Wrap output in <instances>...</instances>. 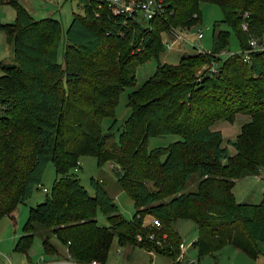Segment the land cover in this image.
Instances as JSON below:
<instances>
[{
	"label": "trees",
	"instance_id": "16d2710c",
	"mask_svg": "<svg viewBox=\"0 0 264 264\" xmlns=\"http://www.w3.org/2000/svg\"><path fill=\"white\" fill-rule=\"evenodd\" d=\"M200 1L222 12L213 24L212 49L182 53L173 64L157 62L134 87L137 66L163 51L162 35L199 22ZM78 2L82 13L73 12L63 27L51 16L33 18L18 0H0L15 11L12 22H0L13 56L0 64V219L26 202L48 162L56 175L43 201L29 208L14 249L26 254L35 230L45 227L82 262L104 263L114 236L119 245L172 258L181 242L174 222L188 218L198 232L192 244L199 255L231 244L255 258L264 240V193L259 202H238L232 188L264 166V48L246 60L219 53L230 31L242 50L250 38L264 39V0H162V11L148 20L136 11L113 14L105 0ZM220 23L228 28L217 29ZM125 88H132L130 111L118 124L114 107ZM238 114L245 117L238 133L224 139L213 125ZM105 117L112 120L102 130ZM168 133L178 138L148 148L150 136ZM81 155L94 156L99 167L111 164L133 201L130 218L98 179L90 178L87 191L76 174ZM192 179L195 186L187 189ZM98 211L107 225L98 223ZM49 236L41 240L47 252L56 250Z\"/></svg>",
	"mask_w": 264,
	"mask_h": 264
},
{
	"label": "rangeland",
	"instance_id": "374dc122",
	"mask_svg": "<svg viewBox=\"0 0 264 264\" xmlns=\"http://www.w3.org/2000/svg\"><path fill=\"white\" fill-rule=\"evenodd\" d=\"M19 3L31 14L33 18L54 17L59 19L62 26L66 27L72 18L73 12L82 13V4L78 0H18ZM200 20L196 25L181 31L182 43L163 41V51L157 58L154 56L139 64L135 71L137 87L145 79H147L154 71L157 62L175 63L182 53H191L195 51H210L212 49V28L215 21L222 18V12L215 3L200 1ZM15 11L8 4H0V22L10 23L14 20ZM218 28H228L224 23H220ZM198 31L202 32V37L196 39ZM230 31V30H229ZM164 39H171L168 34L162 35ZM264 39H262L263 41ZM243 55L237 37L232 31L229 33L228 46L220 51L219 55L223 59L230 54ZM12 45L7 39L4 31L0 29V64L12 62ZM57 59L62 62V39L59 42L57 50ZM1 73V69H0ZM133 87V88H134ZM132 88H125L119 95L118 102L114 107V117L117 123L129 114V107L126 105V94ZM244 116L238 114L233 122L218 120L213 128L219 129L224 139H234L238 133L240 124L244 121ZM111 117L102 119V130H105L111 122ZM178 138L177 134L168 133L157 136H150L147 140L148 148L156 146H165L169 142ZM229 151L232 153L233 148L228 145ZM80 167L76 170L80 182L84 185L89 193H92L90 178L98 179L102 186L106 189L113 201L117 204L119 211L125 218H130L134 205L131 197L122 189L112 170L111 164L105 162L102 166H97L96 159L92 155H81L78 158ZM55 175V169L52 162H48L45 166L41 183L33 189L31 196L25 203L18 204L12 213V217L3 216L0 219V264H8L6 259L10 260V264H26L28 259L36 261L37 257L44 252L41 246V240L45 235H50L49 240L53 243L56 250L61 254L64 245L61 244L45 227H39L34 232V237L29 248L24 254L14 249L17 238L22 234V226L28 216L31 206L43 201L46 193L50 191ZM195 179H192L187 189H193ZM45 188L46 190H44ZM234 198L238 202H259L264 193V166L260 168L258 175H246L235 181L232 188ZM150 216L144 218L145 222L150 220ZM96 219L99 224L107 225L105 215L97 212ZM38 227V225H37ZM174 228L179 233L181 240L185 243L186 257L193 261L198 260L197 264H264V240L258 243V253L255 258L250 257L242 250L225 244L214 252L198 254V249L192 243L196 240L198 232L193 220L188 218H178L174 222ZM171 258L168 255L160 254L153 249L147 250L137 245H119L116 236L113 237L111 246L107 255V259L103 264H171ZM184 264V263H182ZM193 264V263H190Z\"/></svg>",
	"mask_w": 264,
	"mask_h": 264
},
{
	"label": "built area",
	"instance_id": "2783aa9c",
	"mask_svg": "<svg viewBox=\"0 0 264 264\" xmlns=\"http://www.w3.org/2000/svg\"><path fill=\"white\" fill-rule=\"evenodd\" d=\"M105 4L107 8L113 13H119V12H132L136 11L138 12L139 16L143 20H148L155 15L159 14L162 11V0H105ZM242 28L245 29L246 25L242 23ZM190 27H177L172 30H170L167 34L171 35V39H164L163 41H170V42H177L180 44L182 43V36L180 34L181 31H186ZM202 37V32L198 31L196 35V39H200ZM162 41V42H163ZM248 49L243 50L242 59L246 60L248 58V54L250 51L258 50L261 48H264V40L261 42H257L255 38H250L248 41ZM214 65L211 66V70H214ZM46 190L45 188H43ZM153 226L159 227L160 222L157 218H150L149 221ZM149 238H154V234L150 233ZM164 236V235H163ZM138 239H140V236H137ZM159 240H156V243L159 244ZM172 263L171 264H196V261H193L192 259H187L185 256V243L181 240V242L178 244V251L174 256L171 258ZM6 262L10 264V260L6 259ZM26 264H103L100 260L91 259L87 262H82L79 260L74 259L67 246L64 245V250L60 254L57 250L52 251H44L42 252L36 259V261H28Z\"/></svg>",
	"mask_w": 264,
	"mask_h": 264
},
{
	"label": "crops",
	"instance_id": "0c3cea01",
	"mask_svg": "<svg viewBox=\"0 0 264 264\" xmlns=\"http://www.w3.org/2000/svg\"><path fill=\"white\" fill-rule=\"evenodd\" d=\"M245 119V117L243 118V120ZM238 180V179H237ZM236 180V181H237ZM14 211V210H13ZM13 213V212H12ZM12 213H11V215L10 216H8V217H12ZM148 221H150V220H148ZM192 246H193V244H192ZM186 249V248H185ZM185 254H186V250H185ZM186 256V255H185ZM187 259H190V258H188V256L186 257ZM29 261V260H28ZM27 261V262H28ZM196 262H198V260H196ZM184 264H186V263H184ZM197 264V263H196Z\"/></svg>",
	"mask_w": 264,
	"mask_h": 264
}]
</instances>
